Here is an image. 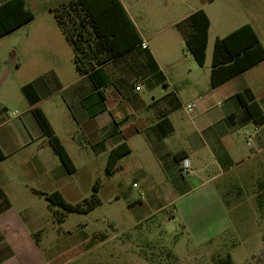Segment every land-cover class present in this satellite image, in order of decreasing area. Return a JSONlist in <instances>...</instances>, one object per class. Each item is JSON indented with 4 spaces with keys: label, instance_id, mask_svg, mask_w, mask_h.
I'll use <instances>...</instances> for the list:
<instances>
[{
    "label": "crops",
    "instance_id": "0c3cea01",
    "mask_svg": "<svg viewBox=\"0 0 264 264\" xmlns=\"http://www.w3.org/2000/svg\"><path fill=\"white\" fill-rule=\"evenodd\" d=\"M25 1L31 10L30 1ZM137 1L119 0L125 29L117 32L113 57L107 58L110 52L91 26L83 4L61 0L52 6L44 0L45 13L53 22L41 25L43 38L37 42L29 36L22 58L15 54L8 62L0 60V84L10 76L1 77L7 66L14 68L17 84L15 93H8L0 102V264H56L57 259L51 262L44 256L38 234L50 224L48 239L59 237L67 218L57 223L60 211L37 193L58 191L56 185L67 171L35 110L46 117L64 147L68 141L57 127L72 141H79L82 153L93 160L90 173L102 168L110 177L139 178L141 205L147 193L151 206L177 202L200 189L202 180L212 183L264 151L263 130L254 128V139L249 135V128L256 123L238 97L241 94L245 100L257 101L264 111V61L216 88L211 87L208 65L210 44L242 26L250 25L264 46V9L257 5L259 0H193L195 6L200 4L193 9L192 0H188L190 4L175 0L189 9L172 13L168 23L153 30L140 26L132 13ZM211 6L210 13L207 8ZM199 10L210 20L205 71L199 70L186 51L179 28L180 24L187 26L188 17ZM56 13L63 15L61 19L72 31L85 37L87 49L100 61L89 74L78 73L74 46ZM126 17L134 29L125 23ZM35 19L36 15L31 22ZM192 104L196 107L189 111ZM124 143L130 153L108 173L111 150ZM185 158L192 165L188 178L182 177L179 169ZM71 159L75 174L78 168ZM98 160H102L100 167H96ZM42 199L49 214H39L34 207Z\"/></svg>",
    "mask_w": 264,
    "mask_h": 264
},
{
    "label": "rangeland",
    "instance_id": "374dc122",
    "mask_svg": "<svg viewBox=\"0 0 264 264\" xmlns=\"http://www.w3.org/2000/svg\"><path fill=\"white\" fill-rule=\"evenodd\" d=\"M29 1L36 19L0 39V60L8 62L15 54L22 58L27 38L39 42L45 32L41 25L53 22L45 13L44 0ZM47 1L55 6L61 0ZM190 5L193 9L200 4L195 6L192 0ZM257 5L264 9V0ZM214 6L207 10L211 13ZM186 7L175 0H169L168 7L167 0H138L132 13L138 17L140 26L153 30L168 23L172 13L189 9ZM75 34L80 38L78 31ZM213 48L211 43L210 68ZM188 66L185 62L184 67ZM199 70L205 71L206 66ZM14 72L12 66H7L2 73L1 77L6 73L10 76L3 86L0 84V102L8 93H15ZM256 127L264 133L263 124H253L249 128L253 139ZM57 130L68 141L66 150L78 168L75 174H63L56 185L58 191L67 202L76 205L91 198L95 183L101 190L99 204L89 213H67L59 237L48 239L52 232L50 224L38 234L44 256L51 262L57 259L56 264H222L220 261L230 256V264H264V211L257 203L258 184L264 180V151L212 183L205 184L202 180L204 185L200 189L177 202L151 206L145 192L141 205L139 178L110 177L102 168L90 173L88 167L93 160L82 153L79 141H72L59 127ZM98 161L101 162H96V167L102 166V160ZM214 195L217 199L211 198ZM46 204L42 199L34 207L39 214L46 215L49 214ZM54 210L63 212L57 206Z\"/></svg>",
    "mask_w": 264,
    "mask_h": 264
},
{
    "label": "trees",
    "instance_id": "16d2710c",
    "mask_svg": "<svg viewBox=\"0 0 264 264\" xmlns=\"http://www.w3.org/2000/svg\"><path fill=\"white\" fill-rule=\"evenodd\" d=\"M78 4H83L86 14L90 19V24L105 43L108 51L107 56L115 55L114 42L117 32H123L125 26L122 25L121 16L125 12L119 0H77ZM73 5V2H71ZM121 10V13H118ZM123 12V13H122ZM122 14V15H120ZM126 16V15H125ZM34 18V13L27 7L25 0H6L0 3V39L14 32L20 27L28 24ZM56 18L62 26L67 38L75 49V64L80 75L89 74L94 70L100 61H96L93 52L86 47L85 37L75 34L76 30L61 18L63 15L56 13ZM124 23V22H123ZM134 29L131 21L126 17V22ZM187 26L179 25L183 31L185 39V49L192 55L200 67H204L206 61V51L208 47L210 20L203 10L196 11L186 20ZM187 27V29H186ZM264 61V46L261 44L258 35L250 25L242 26L224 38H218L214 45L211 68V87L216 88L226 83L232 78L250 70ZM242 106L253 118L257 125L264 124V111L257 101H248L238 94ZM35 115L48 138L54 152L60 158L68 174L75 171V165L66 151L61 140L55 135L46 117L35 110ZM130 147L124 143L111 150L107 161V171L111 172L113 167L122 158L130 153ZM99 185L93 186V194L90 199L83 203L73 205L66 201L62 193L56 191L45 195L52 206H57L63 210L56 215L55 221L61 223L65 220L67 213L85 214L89 213L97 204ZM257 203L261 211H264V180L258 184ZM227 260H221L222 264H230V256Z\"/></svg>",
    "mask_w": 264,
    "mask_h": 264
},
{
    "label": "built area",
    "instance_id": "2783aa9c",
    "mask_svg": "<svg viewBox=\"0 0 264 264\" xmlns=\"http://www.w3.org/2000/svg\"><path fill=\"white\" fill-rule=\"evenodd\" d=\"M142 47L144 49L147 48V45L145 43L142 44ZM137 90H139L141 87H140V84H138V86L136 87ZM196 107L195 104H192V105H189L187 107V109L189 111H192L194 108ZM179 169H180V173L182 175V177H190L191 174H192V165H191V162L189 159H182L180 162H179Z\"/></svg>",
    "mask_w": 264,
    "mask_h": 264
}]
</instances>
